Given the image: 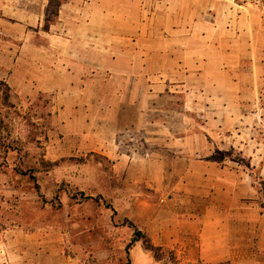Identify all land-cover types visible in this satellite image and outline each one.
<instances>
[{"label":"crops","instance_id":"1","mask_svg":"<svg viewBox=\"0 0 264 264\" xmlns=\"http://www.w3.org/2000/svg\"><path fill=\"white\" fill-rule=\"evenodd\" d=\"M13 1L0 11L27 38L35 24L49 37L27 54L58 55L27 77L113 162L118 213L180 264L250 263L264 222V0H63L46 30L52 0ZM10 242L6 264H76L48 234ZM131 259L160 264L141 242Z\"/></svg>","mask_w":264,"mask_h":264},{"label":"rangeland","instance_id":"2","mask_svg":"<svg viewBox=\"0 0 264 264\" xmlns=\"http://www.w3.org/2000/svg\"><path fill=\"white\" fill-rule=\"evenodd\" d=\"M5 2L17 4L13 0ZM59 2L53 0L47 9L48 18L43 29L55 23ZM10 14L9 11H0V81L12 85H9L10 98L7 99L6 88L0 83V135L13 142L22 153L10 152L9 166L5 172H0V264H6L4 260L9 257L5 252V244L9 240L10 249H17L28 237L32 238L38 233L48 234L51 246H59L76 264H127L125 248L130 241L131 230L117 225L125 217L118 213L113 223L112 211L103 204L77 205L64 188L60 190L65 182L70 188H78L95 197L103 196L114 203L110 196L116 189H121L122 184L117 180L113 162L102 153L91 151L89 134L79 138L72 133V126L65 129V117L59 115L61 105L55 101V94L37 91L35 80L27 77L30 65H41L44 58L57 62L58 55L50 56L42 49L39 54L28 55L25 46L30 41L40 47L48 46L49 37L39 33L42 28L35 24L33 36L27 38L25 28L13 23ZM57 31L55 26L54 33ZM55 46L58 47L57 44ZM259 109L258 138L264 149V104ZM42 154L48 160L57 162L54 167L41 168L37 173L42 193L55 205L60 195L63 203L61 209L44 203L33 181L15 170L20 164H24V168L36 165ZM72 158L86 160L81 162ZM254 176L258 206L262 211L259 198L264 200V174L261 175V170H255ZM69 187L65 186V189ZM263 228L264 222L260 221V231L252 244L251 262L243 263L238 259L235 264H264ZM13 239H16L15 243ZM159 261L160 264H180L174 251L168 248L162 251ZM131 264L134 262L131 261Z\"/></svg>","mask_w":264,"mask_h":264},{"label":"trees","instance_id":"3","mask_svg":"<svg viewBox=\"0 0 264 264\" xmlns=\"http://www.w3.org/2000/svg\"><path fill=\"white\" fill-rule=\"evenodd\" d=\"M53 2V0H52ZM60 2H63V0H60ZM0 83H2L7 91V96L6 98L9 99L10 98V86L6 83V82H2L0 81ZM9 104H11L10 102H8ZM12 105V104H11ZM17 151L19 152V154L21 155V150L20 148H18L17 146H15V144H13V142L9 141L8 139L4 138L2 135H0V159H2V161L0 162V172H5L9 166V161H8V156L10 154V152H14ZM106 159H108L107 157H105ZM75 161H81L84 162L86 160V158H72ZM57 164V162L54 161H50L45 157V154H42L40 156V161L36 163V165L34 166H26V168H24V164H20L18 166H16L15 170L17 171V173H19L22 176H28L30 178V180L33 181L36 192L38 193V195L42 198V201L46 204L51 203L50 205H52L53 207H56L57 209H61L63 206V203L61 201V197L60 195H58V204L55 205V203L52 201H48L46 199V197L43 195L42 190H41V186L39 184L38 181V175L37 173L41 170V168L44 169H50L52 167H54ZM69 184L67 183H62V186L60 187V190L64 188V191L68 194V196L70 197L71 201L74 204L77 205H83L86 203H95L97 205H104V207L106 209H110L112 211V215H111V219L113 221V223H115V218L118 214V211L116 209V207L114 206V203L111 199L105 198L103 196H92L90 194H87L85 191H82L78 188H70L68 186ZM66 187H69L67 189H65ZM59 190V191H60ZM259 205L262 208V213H264V200L260 197L259 198ZM121 227H128L131 231H132V235L130 238V241L127 243L126 245V253H127V264H131V250L134 248V246L138 243L141 242L144 249L148 252H150L153 255V258L155 260H160L162 257V247L156 246L153 241L152 238L145 232L143 231V229L132 219L125 217L119 224H117Z\"/></svg>","mask_w":264,"mask_h":264},{"label":"built area","instance_id":"4","mask_svg":"<svg viewBox=\"0 0 264 264\" xmlns=\"http://www.w3.org/2000/svg\"><path fill=\"white\" fill-rule=\"evenodd\" d=\"M263 114H264V110H263Z\"/></svg>","mask_w":264,"mask_h":264}]
</instances>
